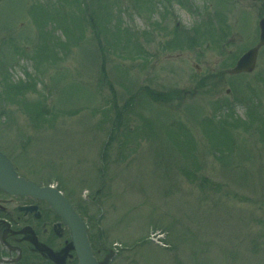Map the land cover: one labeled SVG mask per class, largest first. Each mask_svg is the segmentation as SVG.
I'll use <instances>...</instances> for the list:
<instances>
[{
    "label": "rangeland",
    "instance_id": "374dc122",
    "mask_svg": "<svg viewBox=\"0 0 264 264\" xmlns=\"http://www.w3.org/2000/svg\"><path fill=\"white\" fill-rule=\"evenodd\" d=\"M102 1L129 31L125 50L95 37L74 0H0V107L14 103L0 108L1 152L54 184L132 264H264V47L252 73L220 75L256 41L264 7ZM9 80L33 90L5 94ZM36 103L44 119L28 110ZM226 105L251 124L229 142L207 123Z\"/></svg>",
    "mask_w": 264,
    "mask_h": 264
},
{
    "label": "flooded vegetation",
    "instance_id": "af4514ba",
    "mask_svg": "<svg viewBox=\"0 0 264 264\" xmlns=\"http://www.w3.org/2000/svg\"><path fill=\"white\" fill-rule=\"evenodd\" d=\"M69 240L68 228L45 201L11 196L0 190V258L7 264H77L75 253L65 251ZM90 240L95 260L132 264L102 239L95 242L90 236Z\"/></svg>",
    "mask_w": 264,
    "mask_h": 264
},
{
    "label": "water",
    "instance_id": "95a60500",
    "mask_svg": "<svg viewBox=\"0 0 264 264\" xmlns=\"http://www.w3.org/2000/svg\"><path fill=\"white\" fill-rule=\"evenodd\" d=\"M259 41L256 46L247 50L236 62L235 66L228 70L229 74L252 72L255 68L258 50L264 45V17L259 21ZM0 188L13 195L29 194L48 201L52 208L60 215L63 221L70 227L72 239L70 247L78 256L79 264L96 263L87 241L85 226L79 216L72 209L69 202L53 187L39 188L33 183L18 177L8 159L0 153ZM104 264V263H102Z\"/></svg>",
    "mask_w": 264,
    "mask_h": 264
},
{
    "label": "trees",
    "instance_id": "16d2710c",
    "mask_svg": "<svg viewBox=\"0 0 264 264\" xmlns=\"http://www.w3.org/2000/svg\"><path fill=\"white\" fill-rule=\"evenodd\" d=\"M59 1L61 2V0ZM74 2L75 4H77L78 9L80 10V17L87 20L86 23L90 27L95 37H97V35L104 37V42L106 43L109 42L110 39H113L116 41L115 44L121 47V50L126 49L127 42L130 41L129 31L124 27L123 29L121 28L122 26L118 21H116V18H114L115 16L110 13L111 12L110 8L107 9V13L103 12L101 6L104 2L102 0H93V5H92L93 8H91L90 3L85 2V0H74ZM91 9H95V10L92 11ZM113 21H116L119 24L114 27ZM80 30H83V28H80ZM210 31H213L212 28L210 29ZM126 36H128V41L126 40ZM135 45L141 48L137 44H133V51L135 50ZM139 55L140 53L135 54V56H139ZM10 84L11 85L5 87V94L8 91V94H11V96H16V95L25 96L28 93V91L33 90V86H34L33 83H31L30 81H20L14 83L10 81ZM9 103H13L12 99H10V101L6 99L5 103L0 108L3 111H5V106L8 105ZM256 107L257 104L254 103L253 99H252V104L249 105L248 107H245V110H247V116L249 118L252 116V114L256 112ZM28 108H27L28 110H31L32 112L36 113L39 119L41 117L44 119V114L46 113L45 108L40 107L37 103ZM226 109H227L225 110L226 112H224L221 116L224 118V120L220 118H218V120L211 119L208 120L207 123L213 126L214 129L218 131V132L213 131V133L221 136L222 139L220 141L227 140V142H229L232 140L233 134L231 132L233 129L238 127L247 129L251 126V124H249V121L242 120L239 117H235L227 105H226ZM227 120H230L231 122H227ZM211 126L209 127L212 128Z\"/></svg>",
    "mask_w": 264,
    "mask_h": 264
}]
</instances>
